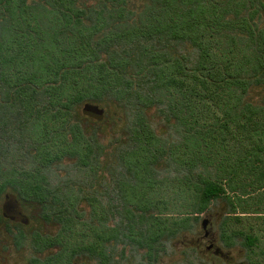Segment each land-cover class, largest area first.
<instances>
[{"label":"rangeland","instance_id":"374dc122","mask_svg":"<svg viewBox=\"0 0 264 264\" xmlns=\"http://www.w3.org/2000/svg\"><path fill=\"white\" fill-rule=\"evenodd\" d=\"M0 189V264H264V0H0Z\"/></svg>","mask_w":264,"mask_h":264},{"label":"trees","instance_id":"16d2710c","mask_svg":"<svg viewBox=\"0 0 264 264\" xmlns=\"http://www.w3.org/2000/svg\"><path fill=\"white\" fill-rule=\"evenodd\" d=\"M182 3L186 2V3H192L193 1L196 0H180ZM188 24V23H187ZM186 24V26H187ZM71 58L73 59L71 62L74 63H80L82 62V56L80 54L76 55H72ZM204 60V57L202 58ZM71 64L70 61L68 63V65ZM68 65H64V68ZM77 65V64H75ZM165 86H171L174 85L176 87H181L183 86V82L180 80H177L175 78L169 77L166 78V81L164 82ZM0 192H2V190L0 189ZM32 192H34V190H32ZM225 189L223 188V185L220 183H217L215 181H207L204 186L203 189L200 193V203L205 207L207 204H210L212 201L218 200V199H222L225 197ZM25 196H28L27 194H25ZM40 198V197H38ZM225 233H222V239L223 240H227V236L225 235ZM165 237V233L163 231H159L157 234H154L152 237H148V239H146V242L144 243V247H146L149 251V249H151V247L154 245L155 242H157V240L161 239Z\"/></svg>","mask_w":264,"mask_h":264},{"label":"water","instance_id":"95a60500","mask_svg":"<svg viewBox=\"0 0 264 264\" xmlns=\"http://www.w3.org/2000/svg\"><path fill=\"white\" fill-rule=\"evenodd\" d=\"M84 111H85L87 114L94 115V116H100V115H101V112H100L99 110H97V109L85 108ZM201 225H202V228H205L206 221L203 220Z\"/></svg>","mask_w":264,"mask_h":264}]
</instances>
